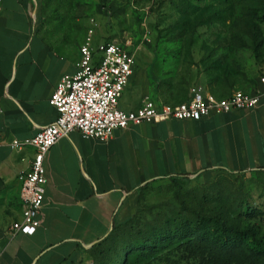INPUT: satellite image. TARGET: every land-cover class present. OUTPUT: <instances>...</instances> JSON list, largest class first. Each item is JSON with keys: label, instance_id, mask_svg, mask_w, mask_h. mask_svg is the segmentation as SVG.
Here are the masks:
<instances>
[{"label": "crops", "instance_id": "0c3cea01", "mask_svg": "<svg viewBox=\"0 0 264 264\" xmlns=\"http://www.w3.org/2000/svg\"><path fill=\"white\" fill-rule=\"evenodd\" d=\"M37 8L36 0L0 3V264H92L89 246L113 224L133 218L145 185L216 170L240 176L264 172V87L259 84V103L251 110L131 125L105 143L69 133L44 160L39 228L31 236L11 235L10 226L22 212L17 176L33 157L32 149L16 151L11 144L55 121L49 98L64 75L76 72L80 57L79 45L59 49L36 33ZM142 70L134 66L123 93L146 81ZM123 93L122 111L140 108H131Z\"/></svg>", "mask_w": 264, "mask_h": 264}, {"label": "rangeland", "instance_id": "374dc122", "mask_svg": "<svg viewBox=\"0 0 264 264\" xmlns=\"http://www.w3.org/2000/svg\"><path fill=\"white\" fill-rule=\"evenodd\" d=\"M263 14L264 0H41L35 30L49 45L69 50L84 41L85 26L94 19V45L115 41L127 46L134 66L146 74L143 84L123 93L137 108L145 98L184 99L192 88L218 96L257 90L264 72ZM244 210L264 211V172H213L149 184L138 193L132 223L113 235L99 262L262 264L243 250L224 253L165 235L180 223L204 218L249 230L264 247V217L249 220ZM146 239L155 246L150 254L117 253L120 245Z\"/></svg>", "mask_w": 264, "mask_h": 264}, {"label": "built area", "instance_id": "2783aa9c", "mask_svg": "<svg viewBox=\"0 0 264 264\" xmlns=\"http://www.w3.org/2000/svg\"><path fill=\"white\" fill-rule=\"evenodd\" d=\"M96 27L95 20L90 19L84 41L79 45L76 72L64 75L49 98V105L57 113L55 121L33 137L11 144L16 151L33 150L27 170L17 176L22 212L20 219L10 226L11 235L31 236L39 228L46 184L44 160L48 151L69 133L77 131L84 139L105 143L115 131L131 125L171 119L200 120L222 113L251 110L259 103L258 90L236 91L219 98L200 88H192L188 100L179 104L145 98L137 110L122 111L119 99L133 74L134 55L119 42L94 45ZM259 84L264 87V72L259 77Z\"/></svg>", "mask_w": 264, "mask_h": 264}, {"label": "trees", "instance_id": "16d2710c", "mask_svg": "<svg viewBox=\"0 0 264 264\" xmlns=\"http://www.w3.org/2000/svg\"><path fill=\"white\" fill-rule=\"evenodd\" d=\"M41 0H36L37 4ZM2 0H0V3ZM264 15V14H263ZM264 20V16H263ZM190 94V93H189ZM189 94L184 99L179 100H173L171 102H164L167 104H179L186 100H188ZM213 94V93H211ZM215 95V94H213ZM219 98H225L228 96H218ZM215 172L225 173L231 176H240L236 174H231L224 172L222 170H216ZM256 173H262L254 172ZM252 174V173H250ZM178 179H189L186 175H177L169 178H163L156 181H153L152 183L160 182L163 180H178ZM150 183V184H152ZM149 185V184H147ZM145 185V186H147ZM144 186V187H145ZM143 188V187H142ZM140 188V190L142 189ZM139 190V191H140ZM139 193V192H138ZM243 214L249 219H255L258 216L264 217V211H253V210H244ZM133 218L128 220L127 222L123 224H113V227L111 231L103 237L101 240H99L97 243H95L92 247H90L87 250L88 255L90 256L91 260L93 259L96 264H101L99 260L101 259L103 255V250L105 246L109 243V241L112 239L113 235L120 229L127 228L133 221ZM164 233V232H163ZM162 233V234H163ZM165 235L167 237H175L176 239L181 240H187V241H198L201 244L213 247L215 249L221 250L224 253H232L237 250H243L246 255L252 259H261L262 264H264V247H261L256 239L255 234L249 230H241L236 226H227L224 223H221L217 220H211V219H199L195 222H183L180 223L178 226L174 227L173 230H166ZM159 234H156L154 236V239H159ZM150 242V239L146 240H132L126 244L120 245L119 248H117V253L124 252V256L128 255L127 253H132L135 250H141L146 253H152L153 248L155 247L153 244H148ZM212 249V248H211Z\"/></svg>", "mask_w": 264, "mask_h": 264}, {"label": "water", "instance_id": "95a60500", "mask_svg": "<svg viewBox=\"0 0 264 264\" xmlns=\"http://www.w3.org/2000/svg\"><path fill=\"white\" fill-rule=\"evenodd\" d=\"M89 247H92V245H91V246H89Z\"/></svg>", "mask_w": 264, "mask_h": 264}]
</instances>
